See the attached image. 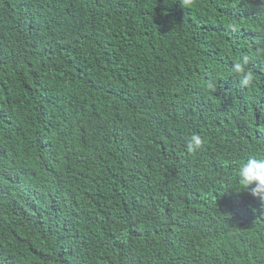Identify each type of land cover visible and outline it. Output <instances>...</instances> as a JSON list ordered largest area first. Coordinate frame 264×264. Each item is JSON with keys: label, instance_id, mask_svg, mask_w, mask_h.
<instances>
[{"label": "trees", "instance_id": "16d2710c", "mask_svg": "<svg viewBox=\"0 0 264 264\" xmlns=\"http://www.w3.org/2000/svg\"><path fill=\"white\" fill-rule=\"evenodd\" d=\"M258 48L264 0H0V264H264Z\"/></svg>", "mask_w": 264, "mask_h": 264}, {"label": "clouds", "instance_id": "9594fccd", "mask_svg": "<svg viewBox=\"0 0 264 264\" xmlns=\"http://www.w3.org/2000/svg\"><path fill=\"white\" fill-rule=\"evenodd\" d=\"M257 57L264 55V48H258L255 52ZM249 57H243L241 62H237L232 67V72L236 75L241 88H249L256 79L254 71L248 67ZM207 88L214 90L217 87L215 80L207 82ZM203 144V139L199 134H191L185 142V151L195 153ZM238 178L241 185L250 189V194L264 200V158L250 156L246 161L241 162L238 168Z\"/></svg>", "mask_w": 264, "mask_h": 264}]
</instances>
